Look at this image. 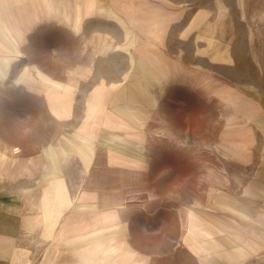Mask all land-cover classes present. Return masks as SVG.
Listing matches in <instances>:
<instances>
[{"label":"crops","instance_id":"crops-1","mask_svg":"<svg viewBox=\"0 0 264 264\" xmlns=\"http://www.w3.org/2000/svg\"><path fill=\"white\" fill-rule=\"evenodd\" d=\"M109 1L0 0L2 78L20 55L25 33L43 19L61 22L73 31H79L87 17L113 19L123 29L125 41L112 43L114 36L98 31L103 41L98 51L126 49L130 56V67L121 80L100 76L86 116L80 119L71 102L74 84L30 65L42 86L34 96L35 107L42 114L40 119L48 123L41 128L39 122L30 124L38 131L33 142L22 145L6 137L0 140V167L4 166L6 176L0 182V264H31L36 243L44 241L48 242L46 249L36 264H220L206 249L204 241L212 240L196 232V227L187 229L193 224L189 212L183 224L182 212L164 205V196L150 189L148 172L142 168L145 158L140 148L148 119L144 106L155 105L168 82L192 83L195 72L157 45L171 18L162 11V4L137 0L132 7L122 0ZM192 21L182 36L192 29ZM205 28L197 32L196 42L203 39ZM197 47L203 52L204 47ZM26 74L29 70L21 71L20 79L33 82ZM52 118L62 123V137L44 154L49 139L42 141L50 135L45 131L51 132ZM257 123L264 130V118ZM122 127L131 130L125 131L127 135L116 132ZM135 143V150H130ZM19 145V156L10 166L12 146ZM247 192L264 199V189L248 188ZM217 203L247 219V240L209 213L196 214L215 225L225 239L231 238L235 244L231 246L238 248L235 240H245L255 252L264 240V219L256 217L252 208L245 211L234 206L228 198ZM170 221L176 222L171 231ZM222 246L227 253L228 247Z\"/></svg>","mask_w":264,"mask_h":264},{"label":"rangeland","instance_id":"rangeland-1","mask_svg":"<svg viewBox=\"0 0 264 264\" xmlns=\"http://www.w3.org/2000/svg\"><path fill=\"white\" fill-rule=\"evenodd\" d=\"M122 1L132 7L138 3ZM145 1L162 4V11L171 17L158 47L191 66L193 71L189 72H195L192 83L168 82L156 104L144 106L148 119L140 150L150 189L164 196V205L182 212L183 224L189 212L193 224L189 223L187 229L196 227V232L212 240L204 243L213 261L264 264V240L251 252L245 241L247 219L217 203L228 198L234 206L245 211L252 208L256 217L264 219V199L247 192L248 188L264 189V130L257 123L264 118V0ZM191 21L192 29L182 36ZM204 28L203 39L196 42L197 32ZM98 31L114 36L112 43L125 41L121 26L104 16L87 17L79 31L43 19L25 33L20 55L11 61L5 76H0V140L6 137L22 145L33 142L38 131L32 130L30 124L39 122L41 128L48 123L40 119L42 114L35 107L34 96L42 86L36 82L38 76L30 71V65L36 64L51 76L74 84L71 102H75L79 119L86 116L100 76L122 79L130 67L129 53L126 49L98 51L103 45ZM198 45L204 47L203 52L198 51ZM91 62L95 65H89ZM57 67L59 71L53 72ZM28 70L26 76L33 82L20 79V72ZM40 101L46 105L44 99ZM60 124L52 118L51 132L45 131L50 135L42 141L49 139L44 154L62 137ZM116 130L125 135L131 129ZM136 145L130 150H135ZM12 149L10 166L19 156L20 145ZM3 170L4 166L0 167V182L6 178ZM200 211L246 235L245 240H235L240 245L236 249L230 237L231 240L225 239L215 225L199 218L196 213ZM173 223L176 222L170 221L169 231L174 228ZM47 243H36L31 264L40 261ZM222 245L228 247V254L222 251Z\"/></svg>","mask_w":264,"mask_h":264},{"label":"bare ground","instance_id":"bare-ground-1","mask_svg":"<svg viewBox=\"0 0 264 264\" xmlns=\"http://www.w3.org/2000/svg\"><path fill=\"white\" fill-rule=\"evenodd\" d=\"M216 55H217V52H216ZM219 55V54H218ZM220 56V55H219ZM222 57V56H221ZM228 57V56H227Z\"/></svg>","mask_w":264,"mask_h":264}]
</instances>
